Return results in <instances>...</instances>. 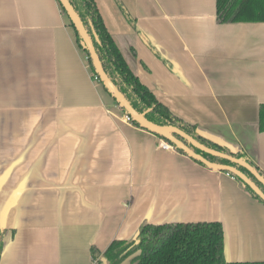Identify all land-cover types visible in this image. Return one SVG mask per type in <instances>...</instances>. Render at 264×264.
Returning a JSON list of instances; mask_svg holds the SVG:
<instances>
[{
  "label": "crops",
  "instance_id": "crops-1",
  "mask_svg": "<svg viewBox=\"0 0 264 264\" xmlns=\"http://www.w3.org/2000/svg\"><path fill=\"white\" fill-rule=\"evenodd\" d=\"M95 2L139 79L264 172V22L219 23L215 0ZM161 140L92 76L58 0H0V264H96L91 247L145 221H220L227 261L264 260V205Z\"/></svg>",
  "mask_w": 264,
  "mask_h": 264
},
{
  "label": "trees",
  "instance_id": "trees-1",
  "mask_svg": "<svg viewBox=\"0 0 264 264\" xmlns=\"http://www.w3.org/2000/svg\"><path fill=\"white\" fill-rule=\"evenodd\" d=\"M69 1L90 34L91 26L95 30L99 42L94 41V46L105 72L139 113L156 124L176 126L207 147L247 161L264 176V172L252 162L244 151L232 150L202 135L195 124L185 121L171 111L139 79L128 66L117 44L109 33L95 0ZM215 15L219 23L264 22V0H215ZM69 25L74 30L77 46L87 57L92 76L97 78L91 58L84 47L81 37L71 22ZM104 90L107 91L105 88ZM116 104L118 105L117 102ZM130 120L133 124L139 126L131 118ZM258 129L264 131V103L259 106ZM157 136L161 138V136ZM175 149L187 155L182 149L177 147ZM195 151L201 153L212 162L234 165L224 158L201 152L198 149H195ZM197 162L202 164L199 161ZM238 168L251 178L264 192V186L249 171L240 166ZM229 174L240 182L252 197L264 205L263 200L248 185H245L241 179L232 173ZM224 245L223 225L220 221H170L165 223H149L145 221L140 225L136 239H115L102 253L93 246L91 247V255L96 264H119L137 249H141V253L132 260L137 261L136 264H264V260L227 261L224 257ZM102 256L106 258V263H103L101 260L100 257Z\"/></svg>",
  "mask_w": 264,
  "mask_h": 264
},
{
  "label": "water",
  "instance_id": "water-1",
  "mask_svg": "<svg viewBox=\"0 0 264 264\" xmlns=\"http://www.w3.org/2000/svg\"><path fill=\"white\" fill-rule=\"evenodd\" d=\"M59 4L62 7V10L65 12L66 16L69 19L74 27L76 28L79 36L82 39L84 47L86 48L89 56L91 58L92 66L96 73L97 79L101 82L102 86L107 90V92L111 95V97L118 103L119 107L122 108L132 120L138 123L141 128H144L154 134L161 136L162 139L169 142L173 147H177L182 149L187 156L190 158L197 160L207 166L210 169H216L219 171H225L227 173H232L237 176L241 181L248 185L264 202V192L263 190L251 179L249 178L243 171H241L238 166L245 168L249 171L255 179L260 182L264 186V176L261 175L255 167L249 164L247 161L236 158L227 153L212 149L207 147L203 143L199 142L183 130L179 129L173 125H160L156 124L150 120H148L145 116L139 113L127 100L125 95L118 89V87L113 83V81L109 78L107 73L105 72L101 60L97 54V51L94 46V41L99 42V38L91 26V34L83 24L80 16L72 6L69 0H58ZM174 147V148H175ZM195 149L200 150L201 152L209 153L214 156L224 158L234 165L212 162L205 158L201 153L195 151ZM139 232V231H138ZM138 232L135 235V238L138 235ZM141 253V249H137L130 255H128L122 262L119 264H136L137 261H132L135 257H137ZM103 263H106V258L104 256L101 257Z\"/></svg>",
  "mask_w": 264,
  "mask_h": 264
},
{
  "label": "built area",
  "instance_id": "built-area-1",
  "mask_svg": "<svg viewBox=\"0 0 264 264\" xmlns=\"http://www.w3.org/2000/svg\"><path fill=\"white\" fill-rule=\"evenodd\" d=\"M97 79V78H96ZM98 80V79H97ZM126 118H127V120H129V121H131L130 120V117L126 114ZM160 145H161V147L162 148H164V149H168V148H171L172 147V145L169 143V142H167L166 140H161V142H160Z\"/></svg>",
  "mask_w": 264,
  "mask_h": 264
},
{
  "label": "rangeland",
  "instance_id": "rangeland-1",
  "mask_svg": "<svg viewBox=\"0 0 264 264\" xmlns=\"http://www.w3.org/2000/svg\"><path fill=\"white\" fill-rule=\"evenodd\" d=\"M61 10H62V8H61ZM62 12H63V14H65V12L62 10ZM66 15V14H65ZM70 23V22H69ZM85 54V53H84ZM86 56V55H85ZM86 59H87V57H86ZM88 61V60H87ZM96 79V78H95ZM97 80V79H96Z\"/></svg>",
  "mask_w": 264,
  "mask_h": 264
}]
</instances>
